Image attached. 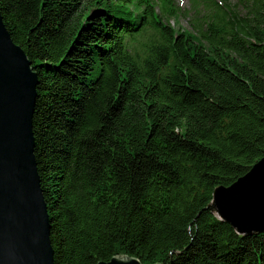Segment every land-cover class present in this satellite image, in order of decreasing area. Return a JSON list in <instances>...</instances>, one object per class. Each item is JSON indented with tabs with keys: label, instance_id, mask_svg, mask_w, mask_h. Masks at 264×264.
Masks as SVG:
<instances>
[{
	"label": "trees",
	"instance_id": "16d2710c",
	"mask_svg": "<svg viewBox=\"0 0 264 264\" xmlns=\"http://www.w3.org/2000/svg\"><path fill=\"white\" fill-rule=\"evenodd\" d=\"M193 3L191 31L174 0H0L38 74L54 264H264V232L208 208L264 156V0Z\"/></svg>",
	"mask_w": 264,
	"mask_h": 264
},
{
	"label": "water",
	"instance_id": "95a60500",
	"mask_svg": "<svg viewBox=\"0 0 264 264\" xmlns=\"http://www.w3.org/2000/svg\"><path fill=\"white\" fill-rule=\"evenodd\" d=\"M38 74L0 10V264H54L50 216L35 156ZM240 234L264 232V156L208 205ZM98 264H145L117 255ZM161 264V263H154Z\"/></svg>",
	"mask_w": 264,
	"mask_h": 264
},
{
	"label": "rangeland",
	"instance_id": "374dc122",
	"mask_svg": "<svg viewBox=\"0 0 264 264\" xmlns=\"http://www.w3.org/2000/svg\"><path fill=\"white\" fill-rule=\"evenodd\" d=\"M232 4H237L235 6L238 13L245 15L250 9V5L253 0H229ZM176 6H178L181 11L176 17H169L166 22L172 25L176 29L182 28L185 30L193 31L192 19H195L197 14L194 12L193 0H174ZM159 12H162L161 5H158ZM200 9L203 10L202 3L200 2Z\"/></svg>",
	"mask_w": 264,
	"mask_h": 264
}]
</instances>
